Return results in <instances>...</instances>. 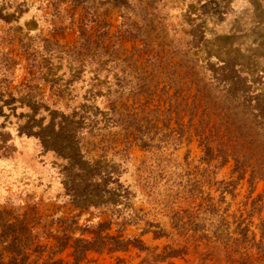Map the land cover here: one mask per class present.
Masks as SVG:
<instances>
[{
  "label": "rangeland",
  "instance_id": "rangeland-1",
  "mask_svg": "<svg viewBox=\"0 0 264 264\" xmlns=\"http://www.w3.org/2000/svg\"><path fill=\"white\" fill-rule=\"evenodd\" d=\"M125 12L135 39L118 29L115 0H0V264L11 257L43 264L56 238H91L94 233L83 230L99 222L109 223L102 234L136 237L147 250H89L81 264H264L252 244L264 219V180L256 179L250 190L247 175L221 196V182L236 179L232 161L214 170L199 160L192 129L197 117L188 127L183 101L187 82L191 92L197 82L216 96L217 79L233 76L251 98H264V0H128ZM92 14L91 38L97 41L106 22L103 44H115L120 57L134 53L136 62L93 64L79 72L66 52ZM144 42L147 50L141 51ZM146 51L159 52L147 90L136 83L116 99L107 95L122 68L131 82L142 68L150 71ZM113 99L117 113L148 114L150 148L134 139L132 123L126 130L111 127ZM53 110H85L92 119L81 131L80 151L102 169L89 187L66 158L18 133L31 113L45 125ZM138 125L146 123L140 119ZM104 171L110 176L106 186L99 185ZM88 194L87 205L72 201ZM104 200L107 205L99 203ZM244 227L246 241L239 233ZM171 250L178 253L163 257ZM70 251L55 259L69 260Z\"/></svg>",
  "mask_w": 264,
  "mask_h": 264
},
{
  "label": "trees",
  "instance_id": "trees-1",
  "mask_svg": "<svg viewBox=\"0 0 264 264\" xmlns=\"http://www.w3.org/2000/svg\"><path fill=\"white\" fill-rule=\"evenodd\" d=\"M115 4L119 8V24L118 29H121L123 35L135 39L133 35V23L131 16L125 12L127 9L128 0H115ZM95 21L92 15L86 16L80 25L78 31V39L76 45L72 47V51H67L68 56L72 57L80 64L79 72L84 70L88 65L96 64V66L107 65L108 62L118 65L131 64L137 59L132 60L134 53L126 57L118 56L116 45H104L103 39L108 34V24L104 22L98 30L97 41L91 38L88 34L89 25ZM147 43L140 48L141 51L147 50ZM141 51H137L140 54ZM147 52L145 66L150 67L148 73L144 72V68L137 73V79L133 82L125 81L129 74L128 70L122 68L113 77V90L108 87L107 95L116 96L124 93V91H132L138 83V90H147L151 74L156 70L155 59L159 58V52L154 56ZM82 57V60H78ZM150 62V65L148 64ZM117 63V64H116ZM74 78L69 77V82L72 84ZM218 81L220 87L216 91L217 95L212 96L209 92L206 93L199 88L197 82L195 89L191 92V81L186 83L188 87L185 90L184 105L189 112L188 127L192 126V121L197 117V123L192 126L195 135L198 137L201 145L200 161L214 170L228 162L232 161L231 173L236 174V179L231 181H222L221 196L224 191H232L238 180L243 179L248 175L247 182L251 187L256 179L264 180V98H251L247 94L248 89H241L239 87L238 79L233 77H222ZM110 85V84H109ZM171 84H164L163 89L168 93ZM244 87V86H243ZM248 88V87H247ZM177 92L175 88L173 95ZM114 99L109 102V110L111 112V119L113 118L111 127H118L120 130H126L128 123L135 126L136 134L134 139L138 141L142 148H150L152 146V137L148 136L150 130L147 124L149 119L144 109L142 118H138L135 112L132 113H117L113 105ZM190 99V101H188ZM252 101L254 104H252ZM188 105V107H187ZM83 107V106H82ZM35 113H31L30 117L17 126L18 133L35 136L44 150H53L58 155L67 159L68 168L70 171H76V176H80L84 185L87 187L95 183L96 176L101 172L102 167L95 166L90 161L83 159V154L80 151V135L84 129L85 121L92 122V119L87 115L85 110L72 111L69 114L53 110L49 113L48 121L42 125L41 119L35 121ZM143 120L146 125L141 128L138 125L139 120ZM75 124V125H74ZM106 126H101L104 128ZM151 127H155L151 125ZM130 145L127 136L125 137V148ZM105 172V171H104ZM109 173L106 171L99 176L101 182L99 185L106 186L110 182ZM85 178V180H83ZM74 181V178H71ZM64 184H66L64 182ZM231 186V188H229ZM75 199V198H74ZM74 203H81L87 205L92 200L89 194L84 198H78L80 201ZM221 199H223L221 197ZM98 202H95V204ZM102 205H107V201H100ZM109 223L99 222L96 229L83 231L92 232L94 236L91 238L70 237L56 238L54 244L48 249L47 257L43 264H81L85 254L89 250L102 251L107 249L126 250L128 247H136L139 250H147V247L142 241L136 237H122L121 235L102 234L103 229L108 227ZM260 238L256 242L253 240L252 244L257 248L258 252L264 254V219L258 225ZM240 239L247 240V228L240 230ZM155 236H161L160 231H154ZM254 239V237H253ZM67 247H71L70 259L63 262L62 259H55V256L63 252ZM178 253V250H171L165 256L168 257ZM162 257V256H159ZM145 262L142 261V263ZM7 264H22L23 259L17 260L16 257H11L6 262Z\"/></svg>",
  "mask_w": 264,
  "mask_h": 264
}]
</instances>
